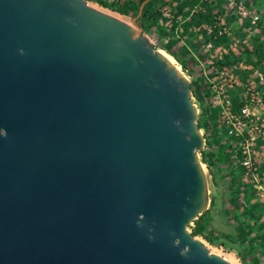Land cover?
<instances>
[{
    "label": "water",
    "instance_id": "obj_1",
    "mask_svg": "<svg viewBox=\"0 0 264 264\" xmlns=\"http://www.w3.org/2000/svg\"><path fill=\"white\" fill-rule=\"evenodd\" d=\"M191 82L87 0H0V264H233L190 229L212 204Z\"/></svg>",
    "mask_w": 264,
    "mask_h": 264
},
{
    "label": "rangeland",
    "instance_id": "obj_2",
    "mask_svg": "<svg viewBox=\"0 0 264 264\" xmlns=\"http://www.w3.org/2000/svg\"><path fill=\"white\" fill-rule=\"evenodd\" d=\"M87 1L139 27L152 39L156 48L166 53L167 49L174 50L182 59L187 60L193 70L192 74L187 72L195 81V95L199 100L204 99L200 103L194 95L199 107H208L212 93L209 78L215 81L211 73L219 66L231 69L239 78V89L231 92L232 95L242 97L245 83L254 85L264 94L263 83L256 81L252 73L253 68L264 71V0H244L260 14L261 19L257 25H251L237 17L233 10L228 16L221 15L227 9L228 0H214L219 4L210 14L211 20L204 23V29L192 30L181 24L183 31L178 33L175 32V19L167 17L158 3L147 21L153 24L152 29L144 30L138 22L132 20L128 14L129 5L124 2L111 6L115 0ZM196 9L189 12L188 18L194 15ZM158 11L163 14L155 22L153 18ZM209 26L211 28L208 30ZM220 29H225L223 35L226 39H219L220 36L215 38ZM209 41L210 47L207 46ZM232 43L236 45L231 47ZM224 48H228V52H223ZM226 61L231 64L226 65ZM176 62L180 65L177 60ZM200 114L201 128L207 137L203 148L208 151L204 165L208 171L212 193L211 208L203 221L206 233L218 240L212 243L202 235L196 237L203 240L210 251L233 264H264V207L251 182L243 175L239 157L234 151L226 150L230 141L220 124L216 109L207 108L205 114Z\"/></svg>",
    "mask_w": 264,
    "mask_h": 264
},
{
    "label": "built area",
    "instance_id": "obj_3",
    "mask_svg": "<svg viewBox=\"0 0 264 264\" xmlns=\"http://www.w3.org/2000/svg\"><path fill=\"white\" fill-rule=\"evenodd\" d=\"M196 8V7H194ZM233 14L246 20L251 25H257L261 16L254 8L244 0H228L227 9L221 15ZM197 11V9H196ZM173 19V15L165 13ZM219 18V17H218ZM175 22V32H182L181 22ZM211 27H207L209 30ZM199 29V27L197 28ZM225 29L217 31L215 38L223 35ZM245 42V40L243 41ZM232 43L230 46H235ZM211 46V41L208 42ZM224 48L223 52H228ZM252 73L256 81H261L264 88V71L253 68ZM215 77L212 83V93L209 104L216 107V113L220 124L233 144L239 157V165L243 175L251 182L261 204L264 207V94L254 85L245 83L242 97L231 92L239 89V78L231 69L219 66L211 73ZM200 108V107H199ZM201 109L199 111V114Z\"/></svg>",
    "mask_w": 264,
    "mask_h": 264
},
{
    "label": "trees",
    "instance_id": "obj_4",
    "mask_svg": "<svg viewBox=\"0 0 264 264\" xmlns=\"http://www.w3.org/2000/svg\"><path fill=\"white\" fill-rule=\"evenodd\" d=\"M144 0H115L111 3V6H115L116 4H120L124 2L125 4L129 5L128 14L130 17L135 18V21L138 22V24L143 27L144 30H151L153 24L147 23V21L150 19V13L155 12V4L158 3L160 8H162L163 13H169L173 15V19H175L177 22H181L182 26L184 28H191L192 30H195L199 27V29H204V23L206 21H210V14L213 12L214 9H217V4L214 0H148L144 5L140 12V5ZM102 2V1H101ZM102 4H105L102 2ZM106 6V5H105ZM197 8L196 12H193V16L188 18L189 12L194 8ZM140 12V14H139ZM163 13H160V11L156 12L153 20L156 22L158 20V17L162 15ZM188 18V19H187ZM219 39H226L224 35H221ZM168 53H170L181 65L182 69L193 73V70L189 67L188 61L181 58V56L174 50L167 49ZM223 64V63H222ZM226 65H230L231 63L229 61H226ZM191 88L193 90V93L195 95V81L192 79L191 82ZM196 96V95H195ZM197 98V96H196ZM198 99V98H197ZM204 99H198L200 103ZM204 103V102H203ZM208 107L200 105L202 109L201 114H205L207 112V108L214 107L211 104L207 105ZM216 110L217 108L214 107ZM200 114V115H201ZM198 126L203 127L201 124L200 119L198 120ZM205 138L206 133L204 134ZM227 151H234L235 155L238 156L237 150H235V147L233 144H229L228 147H226ZM262 151L264 152V146L262 148ZM207 152L206 149H203L200 151L201 153V159L203 163L206 162L207 159ZM209 211V209L203 213H201L195 220H193L192 224L190 225V229L192 232V235H202L207 239L209 242H215L216 238L209 236L206 233V227L205 223L203 221V217L205 214ZM219 244H224L222 242H219Z\"/></svg>",
    "mask_w": 264,
    "mask_h": 264
}]
</instances>
